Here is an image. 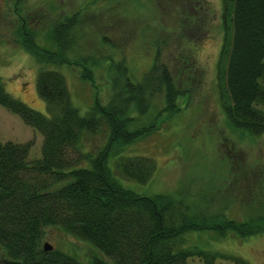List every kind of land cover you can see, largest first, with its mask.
Here are the masks:
<instances>
[{
	"label": "rangeland",
	"instance_id": "rangeland-1",
	"mask_svg": "<svg viewBox=\"0 0 264 264\" xmlns=\"http://www.w3.org/2000/svg\"><path fill=\"white\" fill-rule=\"evenodd\" d=\"M177 1L173 9L176 0H0V78L10 95L42 113L36 87L42 68L64 76L82 114L95 99L118 104L136 96L123 113L130 129L143 132L122 153L151 158L155 169L142 183L115 174L122 186L142 196L181 198L198 220L258 222L264 216V132L251 135L227 119L218 68L221 0ZM24 31H32L39 46L60 52L58 58L38 61L21 43ZM166 68L173 108L161 80ZM87 71L91 79L84 78ZM86 138L83 149L92 152L106 135ZM7 141L28 144V160L40 157L42 134L0 105V142ZM108 163L114 169L113 157ZM185 238L214 253L264 264V232L239 237L232 230L223 235L203 229ZM45 242L87 264L103 256L60 226L44 229ZM216 263L231 264L221 257Z\"/></svg>",
	"mask_w": 264,
	"mask_h": 264
},
{
	"label": "trees",
	"instance_id": "trees-1",
	"mask_svg": "<svg viewBox=\"0 0 264 264\" xmlns=\"http://www.w3.org/2000/svg\"><path fill=\"white\" fill-rule=\"evenodd\" d=\"M221 4L218 68L225 87L224 109L232 125L259 135L264 132V0H221ZM33 34L21 35L26 51L38 61L54 62L60 52L39 46ZM84 78L91 79L90 71ZM161 80L173 108L175 91L167 68L161 71ZM36 87L45 113L10 95L0 78V105L43 136L40 157L31 160L28 144L0 142V257L23 264H87L62 250L43 249L44 229L60 226L103 254L91 257L89 264H217L218 257L231 264H251L240 255L187 244L185 237L203 229L223 235L232 230L247 237L264 232V216L258 222L198 220L181 198L142 196L119 182L118 175L145 182L155 169L151 158L122 153L143 132L130 129L123 113L136 96L118 104L95 99L82 114L58 71L40 69ZM100 132L106 135L105 143L95 151L84 150L87 135ZM111 157L114 169L108 163ZM195 258L198 262L191 263Z\"/></svg>",
	"mask_w": 264,
	"mask_h": 264
},
{
	"label": "water",
	"instance_id": "water-1",
	"mask_svg": "<svg viewBox=\"0 0 264 264\" xmlns=\"http://www.w3.org/2000/svg\"><path fill=\"white\" fill-rule=\"evenodd\" d=\"M43 248L44 250H52L53 246L50 243L45 242L43 244ZM0 263L2 264H23L20 260H15V259L7 258V257H1Z\"/></svg>",
	"mask_w": 264,
	"mask_h": 264
}]
</instances>
